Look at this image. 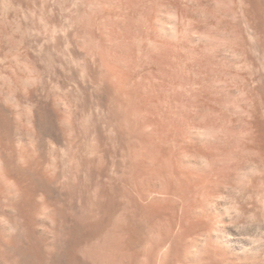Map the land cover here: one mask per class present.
I'll list each match as a JSON object with an SVG mask.
<instances>
[{
    "label": "rangeland",
    "instance_id": "rangeland-1",
    "mask_svg": "<svg viewBox=\"0 0 264 264\" xmlns=\"http://www.w3.org/2000/svg\"><path fill=\"white\" fill-rule=\"evenodd\" d=\"M56 262L264 264V0H0V264Z\"/></svg>",
    "mask_w": 264,
    "mask_h": 264
},
{
    "label": "bare ground",
    "instance_id": "bare-ground-1",
    "mask_svg": "<svg viewBox=\"0 0 264 264\" xmlns=\"http://www.w3.org/2000/svg\"><path fill=\"white\" fill-rule=\"evenodd\" d=\"M15 169H16V168H15ZM13 170H14V169H13ZM13 170H12V171H13ZM16 170L19 171L18 168H17ZM31 171H32V170H31ZM32 172H33V171H32ZM11 173H13V172H11ZM25 173H26V172H24V174H25ZM34 173H35V172H34ZM28 174H29V173H27V174H25V175H28ZM14 175H15V174H14ZM17 175H18V174H17ZM37 175H38V174H36V177H37ZM39 175H40V174H39ZM28 176H29V175H28ZM28 176H27V177H28ZM30 176H31V175H30ZM33 176H34V174H33ZM18 177H19V176H18ZM20 177H22V176H20ZM23 177H25V176H23ZM34 177H35V176H34ZM36 177H35V178H36ZM38 177H39V176H38ZM25 178H26V177H25ZM28 178H29V177H28ZM28 178H27V179H28ZM27 179H25V180H27ZM36 179H37V178H36ZM21 180H22V179H21ZM30 180H32V177H31ZM23 181H24V180H23ZM23 181H22V182H23ZM35 181H36V180H35ZM37 181H39V179H38ZM40 181H41V179H40ZM25 182H27V181H25ZM29 182H31V181H29ZM32 182H33V181H32ZM41 182H43V181H41ZM41 182H40V183H41ZM27 183H28V182H27ZM36 183H38V182H36ZM25 184H26V183H25ZM25 184H24V186H28V185H25ZM29 184H30V183H29ZM31 184H32V183H31ZM31 184H30V185H31ZM43 184H44V183H43ZM30 185H29V188H31ZM33 185H35V184H33ZM31 186H32V185H31ZM37 186H38V184H37ZM42 186H43V185H42ZM42 186L39 185V188H41ZM45 186H46V184H45ZM22 187H23V186H22ZM29 188H28V187L26 188L27 191L29 190ZM33 188H34V186H33ZM33 188H31V189H33ZM39 188L36 187L35 189L38 190ZM43 188H44V187H43ZM43 188H41V189H43ZM47 188H48V187H47ZM24 189H25V188H24ZM45 189H46V188H45ZM48 189H50V186H49ZM48 189H47V190H48ZM22 190H23V188H22ZM32 191H33V190H32ZM25 192H26V191H24V193H25ZM29 192H30V191H29ZM47 192H48V191H47ZM30 193H32V192H30ZM30 193H28L29 196H30ZM25 194H27V193H25ZM48 194H49V193H48ZM28 195H27V196H28ZM31 195H32V194H31ZM49 195H50V194H49ZM51 195H52V194H51ZM56 199H57V198H55V200H56ZM31 205H32V204H31ZM70 205H71V204H70ZM72 205H73V204H72ZM71 208H72V207H71ZM63 210H64V209H63ZM63 210L61 211V214L64 213ZM71 210H72V209H71ZM64 211H66V210H64ZM73 211H74L75 214L77 215L76 210L73 209ZM62 212H63V213H62ZM90 213H91V212H90ZM66 214H67V212H66ZM72 214H74V213H72ZM75 214H74V215H75ZM68 215H69V214H68ZM76 215H75V217H76ZM79 215L81 216V213H80ZM79 215H78V216H79ZM88 215H89V216H93L92 214H89V213H88ZM66 216H67V215H66ZM70 216H71V215H70ZM84 216H85V214H84ZM62 217H63V216H62ZM62 217H61V218H62ZM72 217H73V216H71V218H72ZM86 217L88 218V216H86ZM64 218H66L65 215H64ZM64 218H63V220H64ZM76 218H77V217H76ZM81 218H83V216H82ZM81 218H79V219H81ZM68 219H69V218H68ZM72 219H73V218H72ZM77 219H78V218H77ZM79 219H78V220H79ZM61 220H62V219H61ZM81 220H82V219H81ZM87 220H88V219H87ZM90 220H92V218H91ZM99 220H100V219H99ZM79 221H80V220H79ZM88 221H89V220H88ZM88 221H87V222H88ZM93 221H94V220H93ZM93 221H92V222L90 221L91 224L94 223ZM95 221H98V219L95 218ZM66 222H68V221H66ZM81 222H83V221H81ZM85 222H86V221H85ZM68 223H70V221H69ZM68 223H67V224H68ZM95 223H96V222H95ZM76 224H77V223H76ZM78 224H79V222H78ZM64 225H65V224H64ZM72 225H74V222H73ZM87 225H88V223L86 224L85 227H87ZM60 226H62V223H61ZM65 226H66V225H65ZM68 226H69V224H68ZM77 226H78V225H77ZM77 226H76V227L74 226V229L76 230L75 232H77V230L80 229V228L82 227V226H81V227H80V226L77 227ZM83 226H84V225H83ZM91 226H92V225H91ZM91 226H90L89 228H91ZM93 226H94V224H93ZM129 226H130V225H129ZM63 227H64V226H62L61 228H63ZM79 227H80V228H79ZM96 227H97V226H96ZM66 228H67V227H66ZM68 228H69V227H68ZM70 228H71V225H70ZM76 228H78V229H76ZM87 228H88V227H87ZM87 228H86V229H87ZM97 228H98V227H97ZM63 229H65V228H63ZM86 229H85V230H86ZM91 229H93V228H91ZM95 229H96V228H95ZM61 230H62V229H61ZM61 230H60V231H61ZM65 230H66V229H65ZM70 230H71V229H70ZM80 230H81V229H80ZM80 230H79V233L83 232V231H80ZM82 230H83V227H82ZM85 230H84V231H85ZM89 230H90V229H89ZM31 231H32V230H30V232H31ZM58 231H59V230H58ZM60 231H59V232H60ZM71 231L74 232L73 229H72ZM30 232H29V233H30ZM32 232H33V231H32ZM63 232H65V231H63ZM68 232H69V231H68ZM72 232H71V233H72ZM85 232H86V231H85ZM87 232H88V233H92V232H89V231H87ZM87 232H86V233H87ZM65 233L67 234V232H65ZM65 233H64V235H65ZM69 233H70V232H69ZM79 233H78V234H79ZM86 233H85V234H82V235H87ZM33 234H34V233H33ZM58 234H59V233H58ZM61 234H62V232H61ZM61 234H60V235H61ZM74 234H76V233H74ZM74 234H73V235H74ZM31 235H32V234H31ZM31 235H30V234L28 235V236H29V237H28L29 239L32 238V237L30 238ZM60 235H59V236H60ZM71 235H72V234H71ZM71 235H70V236H71ZM75 236H77V235H75ZM80 236H81V235H80ZM35 237H36V236H35ZM35 237L32 238V239H35ZM39 237H40V236H39ZM61 237H64L63 239L65 240V236H61ZM67 237H68V235H67ZM72 237H73V236H72ZM72 237H69V239L67 238V241L70 240ZM81 237H82V236H81ZM83 237H84V236H83ZM86 237L89 238V236H86ZM91 237H92V235H91ZM28 238H27V239H28ZM37 238H38V237H37ZM42 238H43V237H42ZM59 238H60V237H59ZM29 239H28V240H29ZM32 239H31V240H32ZM60 239H61V238H60ZM76 239H77V238H76ZM85 239H86V238H85ZM85 239H83V240H85ZM37 240H38V239H37ZM40 240H41V239H40ZM42 240H43V239H42ZM73 240L75 241V238H74ZM29 241H30V240H29ZM43 241H45V240H43ZM74 241H73V242H74ZM27 242H28V241H27ZM61 242H63V241H61ZM61 242H58V243H61ZM79 242H80V241H79ZM29 243H30V242H29ZM41 243H42V242H41ZM44 243H45V242H44ZM63 243H64V242H63ZM31 244H33V243H31ZM39 244H40V242H39ZM61 244H62V243H61ZM61 244L59 245V247L61 246ZM64 244H65V243H64ZM64 244H63V245H64ZM79 244H80V243H79ZM81 244H83V243L81 242ZM28 245H29V244H28ZM34 245H35V244H34ZM72 245H73V244H72ZM74 245H75V244H74ZM29 246H32V245H29ZM64 246H67V244L64 245ZM64 246H63V247H64ZM68 246H69V243H68ZM77 246H78V249H79L80 246H79V245H77ZM77 246H76V247H77ZM35 247H36V249H37V246H35ZM54 247H55V245H54ZM63 247L61 246V248H60L62 251H63ZM38 248H41V246H39ZM66 248H68V247H66ZM69 248H70V247H69ZM69 248H68V249H69ZM74 248H75V247H74ZM15 249H16V247H15ZM18 249H19V248H18ZM36 249H35V250H36ZM54 249H55V248H54ZM56 249H57V248H56ZM58 249H59V248H58ZM58 249H57V251H58ZM64 249H65V248H64ZM71 249H73V248L71 247ZM75 249H76V248H75ZM75 249H74V250H75ZM23 250H24V249H23ZM76 250H77V249H76ZM27 251H29V250H27ZM33 251H34V250H33ZM52 251H53V250H52ZM54 251H55V250H54ZM65 251H66V252L63 251L65 254L68 253L66 249H65ZM23 252H24V251H23ZM25 252H26V251H25ZM25 252H24V253H25ZM31 252H32V251H31ZM38 252H39V251H38ZM38 252H37V253H38ZM42 252H43V250H42ZM42 252H41V253H42ZM70 252H71V251H70ZM16 253H18V252H16ZM24 253H23V254H24ZM37 253H36V254H37ZM51 253H52V252H51ZM51 253H50V254H51ZM73 253H75V251H74ZM20 254H21V256H22V250H21V253H20ZM26 254H27V253H26ZM54 254H55V253H54ZM57 254H58V253H57ZM14 255H15V254H14ZM37 255H40V254H37ZM37 255H36V256H37ZM59 255H60V252H59ZM68 255H69V253H68ZM27 256H28V255H27ZM34 256H35V255H34ZM46 256H47V258H49V257H48V256H49V253H48ZM54 256H55V255H54ZM54 256H53V258H54ZM61 256L63 257L62 254H61ZM61 256H60V257H61ZM69 256H70L71 258H73L74 255H72V256L69 255ZM69 256H68V257H69ZM40 257H42V256H40ZM51 257H52V256H51ZM57 257H58V256H57ZM78 257H79V256H78ZM22 258H23V257H22ZM26 258H27V257H26ZM26 258H24V259H26ZM32 258H33V257H32ZM36 258H37V257H36ZM53 258H52V259H53ZM65 258H66V256H65ZM65 258H64V260H65ZM71 258H70V259H71ZM49 259L51 260V258H49ZM49 259H48V260H49ZM55 259H57L56 256H55ZM62 259H63V258H62ZM62 259H61V260H62ZM66 259H67V258H66ZM79 259H80V258H79ZM26 260H27V259H26ZM33 260L36 261V262H39V261H40V260L37 261V259H35V258H34ZM72 260H73V259H72ZM77 260H78V258H77ZM31 261H32V260H31ZM41 261H42V262H43V261L46 262V261L44 260V258H43V260L41 259ZM52 261H53V260H52ZM56 261H57V260H56ZM59 261H60V259H59ZM81 261H82V260H81ZM32 262H33V261H32ZM48 262H49V261H48ZM54 262H55V260H54ZM54 262H52V263H54ZM61 262H62V261H60V263H61ZM67 262H68V261H67ZM72 262H73V261H72ZM27 263H28V261H27ZM33 263H34V262H33ZM39 263H40V262H39ZM57 263H58V262H56V264H57ZM60 263H58V264H60ZM70 263H71V262H70ZM70 263H68V264H70ZM74 263H75V262H74ZM35 264H36V263H35ZM64 264H65V263H64ZM71 264H73V263H71ZM75 264H78V263H75ZM82 264H83V263H82Z\"/></svg>",
    "mask_w": 264,
    "mask_h": 264
}]
</instances>
